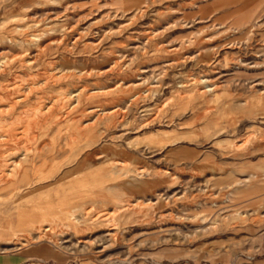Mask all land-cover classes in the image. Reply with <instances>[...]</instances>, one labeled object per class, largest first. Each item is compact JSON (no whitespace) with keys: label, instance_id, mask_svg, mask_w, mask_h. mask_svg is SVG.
<instances>
[{"label":"rangeland","instance_id":"1","mask_svg":"<svg viewBox=\"0 0 264 264\" xmlns=\"http://www.w3.org/2000/svg\"><path fill=\"white\" fill-rule=\"evenodd\" d=\"M0 171L17 264H264V0H0Z\"/></svg>","mask_w":264,"mask_h":264},{"label":"crops","instance_id":"2","mask_svg":"<svg viewBox=\"0 0 264 264\" xmlns=\"http://www.w3.org/2000/svg\"><path fill=\"white\" fill-rule=\"evenodd\" d=\"M0 220H2V219L0 218ZM1 222L2 221H0V223ZM17 261L19 263L21 261V258L17 257V256H13V255L0 256V264H17Z\"/></svg>","mask_w":264,"mask_h":264},{"label":"bare ground","instance_id":"3","mask_svg":"<svg viewBox=\"0 0 264 264\" xmlns=\"http://www.w3.org/2000/svg\"><path fill=\"white\" fill-rule=\"evenodd\" d=\"M36 38H38V37H36ZM41 38H42V37H41ZM5 70H6V69H5ZM23 98H24V97H23ZM23 98H22V99H23ZM20 99H21V98H20ZM16 100H17V99H16ZM14 101H15V100H14ZM17 101H18V100H17ZM10 104H11V107H12V106H13V102L11 101ZM17 104H18V103H17ZM7 105H8V104H7ZM27 112H28V111H27ZM13 132H14V131H13ZM11 139H12V138H11ZM0 172H1V171H0ZM1 174H2V173H1ZM5 183H6V182H5ZM28 239H29V238H28ZM28 239H26V240H28ZM30 242H31V241H30ZM23 243H24V242H23ZM25 243H26V242H25Z\"/></svg>","mask_w":264,"mask_h":264}]
</instances>
